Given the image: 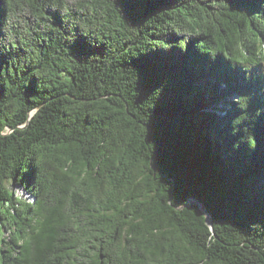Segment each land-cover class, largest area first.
Segmentation results:
<instances>
[{
    "label": "trees",
    "instance_id": "16d2710c",
    "mask_svg": "<svg viewBox=\"0 0 264 264\" xmlns=\"http://www.w3.org/2000/svg\"><path fill=\"white\" fill-rule=\"evenodd\" d=\"M259 82L264 0H0V264H264Z\"/></svg>",
    "mask_w": 264,
    "mask_h": 264
},
{
    "label": "snow or ice",
    "instance_id": "6c2138e0",
    "mask_svg": "<svg viewBox=\"0 0 264 264\" xmlns=\"http://www.w3.org/2000/svg\"><path fill=\"white\" fill-rule=\"evenodd\" d=\"M133 2H140V0H133ZM239 90L235 93L233 97V107L236 109L237 115L240 114L239 109L241 108V104L239 101V97H248L249 103V111L251 113H255L256 109L259 108L261 114L256 118L254 125H252V134L256 136L258 140V135H260L261 129H264V106H259L257 103L258 94L261 89H264V83L259 82L255 85V89L257 90L255 93L251 87L244 88L243 86H238Z\"/></svg>",
    "mask_w": 264,
    "mask_h": 264
},
{
    "label": "water",
    "instance_id": "95a60500",
    "mask_svg": "<svg viewBox=\"0 0 264 264\" xmlns=\"http://www.w3.org/2000/svg\"><path fill=\"white\" fill-rule=\"evenodd\" d=\"M193 201L200 207V210L206 214V217L208 219L207 223L210 226V228L213 229V224H212L213 220L211 216L207 214L206 210L204 209V207L200 204L198 200H193Z\"/></svg>",
    "mask_w": 264,
    "mask_h": 264
},
{
    "label": "rangeland",
    "instance_id": "374dc122",
    "mask_svg": "<svg viewBox=\"0 0 264 264\" xmlns=\"http://www.w3.org/2000/svg\"><path fill=\"white\" fill-rule=\"evenodd\" d=\"M19 194H21V191H20V193Z\"/></svg>",
    "mask_w": 264,
    "mask_h": 264
}]
</instances>
